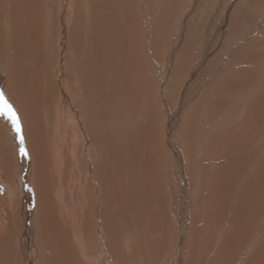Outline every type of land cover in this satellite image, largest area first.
<instances>
[{
    "label": "rangeland",
    "instance_id": "obj_1",
    "mask_svg": "<svg viewBox=\"0 0 264 264\" xmlns=\"http://www.w3.org/2000/svg\"><path fill=\"white\" fill-rule=\"evenodd\" d=\"M68 1L70 0H67V2ZM85 1L93 2V7H96L95 12L101 13L100 11H102V15L105 14V17L108 16L106 18L111 17L113 20V25L108 24L106 18L103 19L106 23L100 20L102 29L107 28L105 30L106 32L108 31L111 33L112 31V33H114L113 47L117 49L112 47L113 59H115V74L113 73L114 77L111 78L108 76L110 73H108L106 82L120 84L117 91L119 97L116 95L120 102L116 107H120L123 120L125 119V123H123L128 129L129 136H127L129 138L127 137L126 142L130 140L131 142H129V144L133 143L134 146L136 142H147V137L150 136L148 135L150 134L149 131H151L152 135L156 136L157 134L158 142L156 145L160 146V148H157V146L155 147L156 153H161L157 154L158 156H153L151 150H147L146 152L142 151L143 153L140 157H142L143 160L140 157L137 160L134 158L135 154H133L134 157H132L133 160L131 159V162L133 161L132 164L136 168L130 165L131 168L129 170V164L126 162L128 156L126 154L124 155L123 152L128 151V149L125 150L128 143H124L125 140L123 138V141L120 139L114 142L116 147V150L114 149L115 152L118 154V151L122 150L120 152L121 155L119 154L113 161L103 162L119 167V164L125 161V163L120 166L125 170L128 169L129 171L127 170L126 173L130 172L128 175L131 174L129 177L132 178H134L132 171L135 169V180H137L132 183L130 187L127 183L125 184L123 180L124 176H122L121 181L118 182L119 186H117L114 182L118 176L112 175L115 177L113 178V185L115 187V189L113 187V192L116 190V194L119 196H117L119 200H115V204L111 207V211L114 214L108 211V209L105 211L106 205L102 203V200L101 202L96 200L98 206L100 205L99 210L102 212L103 219L107 217L108 220H111L113 217L112 221L109 220L106 231L108 229V231L112 232L115 230L114 228L122 226L121 222L125 224L127 222L124 216L127 217L128 214L126 210H129L125 204L130 203H125V200L123 202V198L128 196L126 194L122 195L123 191L127 192V190L124 189L126 187L125 185H127V187L130 188L128 190L129 193H134L135 196L138 194L136 196L137 198H135L136 201L141 203L136 202L138 207L136 206L135 208L137 212L140 211L141 218H139L138 213L132 214L141 223L143 228H145L143 231L146 233L139 232L136 234L143 239V243L140 244V246L134 245L131 247V251H133H129L128 253L127 258L130 259L128 260V264H135L134 257L137 258L136 264L140 261H143L144 264H247L249 260L248 257L241 255L239 257L236 256V251L232 249L231 245L227 244L228 240L223 241L226 231V229L224 231V225L222 224L224 222L221 221L223 202L218 199H213L212 196H214L213 190L217 188L216 176L218 175L216 174L220 172L222 161H224L222 151L224 154L228 153L225 152V149L227 150L228 147L232 148L233 146L236 147L239 145L240 142L244 141V139H241L242 137L248 136L249 140H252L254 137H251L249 134L254 132L257 135L255 141H250L251 151L262 153L259 157L261 158L260 161L264 163V0H109L110 3L108 0H74L73 2L78 6L79 4L86 3ZM65 2L66 0H61L63 6ZM36 3L38 2L35 0H30V2L27 0L5 1L3 5V23L13 35V37L10 38L11 35L6 31L8 39L6 40L5 47H9L8 49L10 52L14 51L18 53L23 51L30 54V52L34 51L33 47H26L22 44L27 39H24L26 31L22 34L19 33L18 19L23 20L24 8L32 7ZM43 3L41 4L42 6ZM44 4L49 5L47 0H45ZM128 5L130 9H135V12L132 11V17H129L131 11L128 10ZM16 6H22V9L19 7L17 9L18 12H16ZM80 8H82V6ZM81 12H75V15L84 18L83 9ZM95 12L92 13L98 16ZM117 13L122 17L120 18V15ZM133 13H135V15ZM50 15V13L48 15L45 14L44 27L48 25ZM116 15H118V18L114 17ZM42 20L43 17H40L38 23L35 25L41 24ZM95 20L97 21V18H95ZM83 22L84 20H78V23L76 22V29L82 25L85 26V22ZM94 27L95 24H93V30ZM76 29L74 28V33H76ZM225 29L227 31H225ZM93 30H90V32ZM122 30L123 33H121ZM93 33L97 34V31L95 30ZM15 42H20L21 44L13 47ZM123 47L124 49H122ZM85 51L88 56L93 53L91 46L86 48ZM0 56H5V52ZM10 58L11 57H9L10 63H13L12 58L11 60ZM30 58L31 57H28L27 59L29 60ZM29 63H31V61H29ZM184 63L187 64L185 65ZM200 63L202 64L200 65ZM21 64L24 65V62L22 61ZM91 64L93 65V60L90 57L86 61L85 69L92 66ZM9 74L10 73H8V75ZM7 77L6 81L10 80L11 74ZM125 93L128 94L126 95L129 98L126 97ZM122 95H125V98ZM99 101L102 100H98L97 102ZM123 101H130L132 105L130 102H126L128 105H124L125 102ZM38 104L39 103H37V105ZM110 104L111 103H107L109 106ZM226 104L232 105L230 108H227L225 107ZM51 106L52 99L49 98L46 111H48L47 109L50 110ZM129 107L130 109H128ZM126 108L129 111H127ZM116 114L117 113H115V115ZM18 115H20L19 111ZM43 118L44 124L42 123L41 125L38 124L40 122H36V128H39V131L43 133L42 138L46 141L44 146L49 147L52 139L50 137L51 131L48 130L50 121L45 115ZM36 128L30 132H35ZM109 129L119 131L117 126H107V130ZM102 131H105V129H102ZM140 131H143L145 134ZM139 132L140 134H138ZM236 132H238V134ZM65 134L66 137H69L68 131H66ZM199 137L200 140L195 141L199 139ZM229 140L236 141L229 142ZM87 147H89V145ZM63 152L64 154L61 156H63V162L66 163V171L64 182L62 181L61 183L63 186L61 185V187L67 191L70 188L66 187H70L72 182L75 181L77 183L72 185V188L75 189V198H81L82 195H85V197L90 200V197L92 196L93 198L95 195V190L97 188L92 187L91 183L94 184V182L91 181V179H97L98 176L90 174L86 169L80 174L81 177L80 175H73L74 166L70 162V152L72 151L65 150ZM8 153H10L9 148H7V155ZM46 153L47 154L44 156L50 159V164L52 163L51 160L53 159V155L51 152L46 151ZM245 153L247 155L250 154L249 152ZM149 154H151L152 157ZM32 155L33 172V166H35L36 169L38 162L35 160L34 153H32ZM106 155L108 154H104V156ZM235 156L236 155H233L232 159H234ZM144 158L148 163L145 169L143 168V170H141L142 168H137V164L142 163L144 165ZM29 160L30 159H27L28 164ZM139 160L141 161L139 162ZM235 160L241 161L243 158L237 157ZM194 161L196 163V168L194 171H191L189 167ZM249 161L250 162L246 163H249L252 169H257V165L255 166V164L258 163V158L256 161L255 159ZM30 167L31 166L28 167L29 176ZM101 169L103 170V167H101ZM51 170L53 169L50 168V171ZM69 170L70 172H68ZM256 171L258 172L259 170H255L254 172L256 173ZM53 174L51 171V175ZM204 174L207 175L205 176ZM70 175H73L74 178ZM214 175L215 179L212 177ZM110 176L111 175H101L99 178L102 180L103 193L105 192L107 183H110ZM86 177L88 180L85 182L84 179H86ZM248 177L253 179L251 175H248ZM31 178H33V174ZM236 178V175H232L230 180L227 177L226 180L229 181L228 185L230 183L232 184ZM4 184L3 179L1 180L0 178L1 196L3 195L2 193H5L1 188ZM137 185L138 188L136 189ZM179 185H183L185 188L183 192L181 190L178 191V197L175 199V192ZM8 188H11L9 184ZM78 188L80 192H77ZM132 188L133 190L131 192L130 190ZM9 191L12 192V188L9 189ZM69 192L71 191L69 190ZM138 197L141 199L139 200ZM230 198L233 199V197ZM85 199L86 198L83 200L84 203L87 200ZM104 199H107L106 196ZM72 202L73 201L70 200L68 205L73 206ZM232 202V200L230 201V199H227L226 204H230L229 206H231ZM160 203H163V205L165 204V214L161 213ZM0 207L2 209V203ZM254 209L257 208L254 207ZM3 210H1L0 215V228L3 226L0 237H2L1 242L5 246L3 241L6 242L7 237L3 233L5 231L4 226L7 224V212ZM130 211L135 212V210ZM124 213H126V215H124ZM115 214L118 218H116V222L119 220L117 223L114 222ZM259 215L261 216V214ZM39 217L42 218L41 215ZM230 217L231 216L227 218L226 224H229L228 219H230ZM88 220L90 224L93 225L90 217ZM157 220H162L164 227L161 228L162 222L160 221V231L153 233L151 227ZM40 221L39 222L42 223L41 219ZM110 222L111 225H109ZM126 225V228H128L127 235L128 230H138L136 223L132 220V216L129 217L128 224ZM262 225L264 226V224ZM64 226H66V224H64L62 228H64ZM29 227L30 226H28V228ZM258 231L259 228L254 229L255 233H258ZM106 234L107 232L105 235ZM45 244L44 264H55L54 254H52L48 248L47 243ZM140 254H142V256ZM1 256L2 255H0V264H5V259H3V256L1 258ZM141 257L145 260H142ZM110 261H114V264H125L126 259L125 257L121 258V256H117L115 250L112 249ZM76 263L80 264L78 259H75L73 264ZM111 264L113 263L111 262Z\"/></svg>",
    "mask_w": 264,
    "mask_h": 264
},
{
    "label": "bare ground",
    "instance_id": "obj_2",
    "mask_svg": "<svg viewBox=\"0 0 264 264\" xmlns=\"http://www.w3.org/2000/svg\"><path fill=\"white\" fill-rule=\"evenodd\" d=\"M5 1L6 0H0V55H3L5 52V56H0V89L4 90L5 94L12 101L17 113L19 111V118L21 116V132L18 134L10 121L0 118V178L1 180L3 179V182L5 183L4 186L1 187L5 193H2V196L0 195V205L1 203L3 205L2 209L0 207V215L1 210L3 209H5L3 211L7 212V224L4 226L5 231L3 233L6 235L7 241H3L5 244L4 246L1 242L2 237H0V255L4 257L3 259H5V264H44L45 243H47L48 248L52 254H54L55 264H73L75 259H78L80 264H111V262L114 264V261H110L112 249L115 250L117 256H121V258L125 257V264H128V260L130 259H128L127 256L129 251H131V247L134 245L140 246V244L143 243V239L138 237L136 234L139 232L144 233L143 230L145 228H143L141 223L132 214L138 213L139 218H141L140 211L137 212L135 208L137 206L136 202H138L136 201V196L138 194L135 196L134 193H129L128 190L130 188L127 187V185L130 186L132 183L136 182V170L134 169L132 171L134 177L132 178L129 177L131 174L128 175L130 172L126 173L128 169L125 170L120 166L125 163V161L122 162V164H119V167L103 162L113 161L119 156V154L121 155L120 152L122 150L118 151V154L115 152L116 147L114 142L123 138L125 143L127 137L129 136L128 129L124 125L125 119L123 120L121 109L120 107H116L120 102V100L117 99V96L119 97V93L117 94V91L120 84H116L115 82L112 84L110 82H106V76L108 73H110L108 76L111 78L114 77L113 73L115 74V59H113L112 53L114 33H112L111 30V33L108 31L106 32L105 30L107 28L102 29L100 20L103 23L108 21V24L111 25H113V20L111 17L106 18L108 16L105 17V14L102 15V11H100L101 13L97 11L95 12L96 7H93V2L91 3L85 1L86 3L76 6L75 2H73L74 0H70L68 2L66 0L65 5L63 6L61 0H47L49 5L44 4L45 0H35L38 3L34 4L32 7L23 9V20L18 19L19 33L22 34L26 31L24 39H27L22 44L26 47H33L34 51L30 52V54L23 51L18 53L14 51L10 52L8 49L9 47H5L6 40L8 39L6 31H8L9 35H11L10 38H12L13 35L3 23V5ZM27 1L30 2V0ZM42 3L43 6L41 5ZM130 4L134 6L132 3ZM80 5L82 8H80ZM19 7L22 9V6H16V12H18L17 9ZM82 9L85 15L84 18L77 17L75 12H81ZM132 9H130V6L128 5V10L131 11L129 17L132 15V11L135 12V9ZM47 12L51 15L49 16L48 25L44 27V16L45 14H49ZM92 12H95L98 16L94 15ZM133 14L135 15V13ZM40 17H43L42 23L35 25L38 23V19ZM114 17L118 18V15ZM121 17L122 16L120 15V18ZM95 18H97V21ZM104 18H106V21L104 20L105 22L103 21ZM78 20H84L85 26L82 25L76 29ZM93 24H95L94 30L92 29ZM74 28L76 29V33H74ZM90 30H96L97 34L93 33V31L90 32ZM225 31L227 30L225 29ZM121 33H123V30ZM19 44L21 43L15 42L13 47ZM89 46L92 47L93 53L88 56L86 53L87 50L85 51V49ZM122 49H124V47ZM9 57L12 58L13 63H10ZM28 57L31 58L28 60ZM90 57L93 60V65L91 64L92 66L85 69L86 61ZM22 61L24 62V65L21 64ZM29 61H31V63H29ZM201 64L202 63H200V65ZM8 73L11 74V78L6 81L8 78L7 76L10 75H8ZM126 94L127 93H125V95ZM125 95L122 96L125 98ZM127 95L126 97H128ZM49 98L52 99V106L50 110L47 109L48 111H46L47 101ZM98 100L102 101L97 102ZM126 102L129 103L130 101ZM37 103L39 104L37 105ZM107 103H111L110 106L107 105ZM231 105L232 104H226L225 107L230 108ZM130 107L128 109H130ZM128 109L127 111H129ZM115 113L117 114L115 115ZM44 115L50 121V127L48 130L51 131L50 137L52 139L50 138L51 145L49 147L44 146L46 141L42 138L43 133L42 131H39V128H36V122H40L38 124L41 125L42 123L44 124ZM107 126H117L119 131H113L112 129L107 130ZM35 128V132H30ZM102 129H105V131H102ZM66 131L69 132V137H66ZM140 132L138 134H140ZM149 132L150 134L148 135L150 136L147 137V142L135 141V146L133 143L129 144V142H131L130 140L126 142V144H128L126 145L127 148L125 150L128 149V151L123 152L124 155L126 154L128 156H126V162L129 164V170L131 166L134 167L132 164L133 161L131 162L132 157H134L133 154H135L134 158L137 160L143 153L142 151L146 152L147 150H151V152H153V156L161 154L156 153L155 150V147L157 146L156 143L158 142L157 134L155 133V136L152 135L151 131ZM236 133L238 134V132ZM21 135L24 139L23 145L20 143ZM249 135L254 138L249 140L248 136H244L241 138L244 139V141L240 142L236 147L232 145L234 148L228 147L227 150L223 148L225 149V152L228 153L224 154L222 151L224 161H222L220 172L217 174L215 173L218 175L216 176L217 188L213 190L214 196H212V198L223 202L221 221L224 222L222 223L224 225V231L226 229L223 241L228 240L227 244L231 245L232 249L236 251V256L239 257L241 255L248 257L249 260L247 264H264V226L262 225L264 224V163L260 161L261 158L259 157L262 153H256V151L254 152L253 150L251 151L250 141H255L257 139V135L254 132ZM199 140L200 137L195 141ZM236 140H229V142H235ZM88 145L89 147H87ZM158 147L160 148L159 145L157 148ZM7 148H9L10 151L8 155ZM65 150L72 151L70 152V162L74 166L73 175H80L86 169V171L88 170L90 174L98 176L97 179H91V181L94 182V184L91 183L92 187L97 188L95 190V195L93 198L91 196L90 200L87 199L85 195H82L81 198H75V189L72 188V185L77 183L75 181L72 182L70 187H66L70 188L69 190L71 192H69V190L65 191L66 189L64 190L61 187V185L63 186L61 183L65 179L64 176L66 171V163L63 162V156L61 155L64 154L63 151ZM46 151L51 152L53 155V159L51 160L52 163H50L51 165L49 164L50 159L44 156L47 154ZM25 152L27 155L24 154ZM245 152H249L250 154L247 155ZM32 153H34L35 160L38 162L36 169L35 166H33V172ZM104 154L108 155L104 156ZM149 155L152 157L151 154ZM233 155H236L234 159H232ZM237 157L243 158V160H235ZM140 158L142 159V157ZM257 158L258 163L255 164V166L257 165V169H252L250 164L246 162H250L249 160L252 161V159H255L256 161ZM27 159H30L29 164ZM140 161L141 160H139V162ZM143 163L144 165L142 163H139L142 165L137 164V168H142L141 170H143V168L145 169L148 161L145 159ZM29 166H31L29 168L30 176L28 173ZM101 167H103V170ZM50 168L53 169L51 170L52 174L54 173L53 175H51ZM195 168L196 163L194 161L190 165L189 170L194 171ZM255 170L259 171H256L255 173ZM68 172H70V170ZM32 174L33 178H31ZM101 175H111L110 183L108 182L105 186V195L102 190V180L99 179ZM112 175L118 176L115 182L113 181V178L115 177ZM232 175H236L237 178L232 184L230 183L228 185L229 181L226 180V178L228 177L230 180ZM248 175H251L253 179H250ZM122 176H124L123 180L125 181V184L127 183L124 188L127 192L123 191L122 195L126 194L131 200L130 201L128 197H122L123 202L125 200V203H130L125 204L129 210H126V213L128 214L127 217L124 216L126 213H124L123 216L127 221L126 224H128L129 217L132 216V220L136 223L138 228V230H128V235V228H126L127 225L123 222H121V227L114 228L115 230L112 229L114 231L111 232L108 231V229L106 231L107 224L110 219L108 220L107 217L103 219L102 212L99 210L100 205L98 206L96 203V200L99 202L102 200V203L106 205L105 211H107V209L108 211H111V207H113V204L116 202L115 200H119L117 198L118 195L116 194V190L113 192L115 189L113 182L119 186L118 182L121 181ZM212 177L215 179V175ZM84 180L86 182L88 178L86 177ZM8 184L11 186L13 190L12 192L9 191L11 188H8ZM137 188L138 185L136 189ZM184 188L185 187L183 185H179L177 191L175 192V199L178 197V191L181 190L183 192ZM132 190L133 188L130 191L132 192ZM77 192H80L79 188ZM105 196L107 199H104ZM230 197H233V199ZM84 198L87 199H85V203L83 202ZM138 199L140 200L141 198L138 197ZM227 199L233 201L231 206H229L230 204H226ZM70 200L73 201V206L68 205ZM164 205L163 203L161 204L162 214L166 213ZM254 207L257 209H254ZM130 210H135V212ZM259 214H261V216ZM40 215L42 218L39 217ZM115 216L114 222L117 223L119 220L116 222L117 216ZM229 216H231L230 219H228L229 224H226L225 222ZM89 217L92 219L93 225L90 224L88 220ZM112 218L110 221H112ZM40 219L42 220V223H40ZM160 221L162 222L161 228L164 227L163 221L157 220L151 227L153 233L160 231ZM64 224H66V226L62 228ZM109 225H111V222ZM28 226L30 227L28 228ZM257 228H259V231L258 233H255L254 229ZM2 231L3 226L0 228V233H2ZM106 232L107 234L105 235ZM140 255L142 256V254ZM134 258L135 261H133L136 264L137 258ZM143 259L144 258H142V260ZM140 263L144 264L143 261H140L138 264Z\"/></svg>",
    "mask_w": 264,
    "mask_h": 264
},
{
    "label": "snow or ice",
    "instance_id": "obj_3",
    "mask_svg": "<svg viewBox=\"0 0 264 264\" xmlns=\"http://www.w3.org/2000/svg\"><path fill=\"white\" fill-rule=\"evenodd\" d=\"M0 118H4L5 120L10 121L18 134L21 132L20 118L17 110L2 89H0ZM20 143L21 145L24 144L22 135L20 137ZM24 154L27 155L26 152Z\"/></svg>",
    "mask_w": 264,
    "mask_h": 264
}]
</instances>
